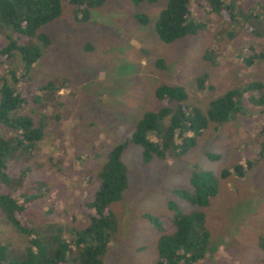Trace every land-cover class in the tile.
I'll use <instances>...</instances> for the list:
<instances>
[{"label": "rangeland", "instance_id": "rangeland-1", "mask_svg": "<svg viewBox=\"0 0 264 264\" xmlns=\"http://www.w3.org/2000/svg\"><path fill=\"white\" fill-rule=\"evenodd\" d=\"M229 1L243 19L210 18L203 31L169 45L154 31L162 1L106 0L90 11L86 23L76 22L72 8L61 4L59 17L41 28L48 44L40 46V59L23 86L36 95L25 110L33 118L42 117V138L29 154L12 156L6 165L7 192L37 196L29 217L36 229L43 226L44 234L49 226L67 233L82 228L81 215L107 153L130 138L143 114L163 106L154 98L155 89L180 86L184 105L205 114L213 98L256 82L261 92L243 93L240 113L221 125L208 124L186 153L170 152L145 165L134 145L121 154L126 189L109 206L116 229L103 264H155L157 239L174 231L169 201L183 213L204 216L208 245L194 264H264L259 248L264 241V158L240 178H220L222 170L230 171L264 150L259 147L264 106L249 103V98L264 95V63L242 65L246 55L264 48V0ZM198 77L205 79L204 92L194 86ZM47 83L60 89L39 91ZM192 170L210 172L217 181L216 195L206 208L191 207L171 194L190 190ZM48 208L51 215L42 217ZM24 240L0 211V243L19 256Z\"/></svg>", "mask_w": 264, "mask_h": 264}, {"label": "trees", "instance_id": "trees-1", "mask_svg": "<svg viewBox=\"0 0 264 264\" xmlns=\"http://www.w3.org/2000/svg\"><path fill=\"white\" fill-rule=\"evenodd\" d=\"M105 1L0 0V211L6 223L20 238L25 239L23 252L19 256H14L8 245L0 243V264H103L116 229L109 206L118 202L126 189V170L120 162L121 154L134 145L141 150L144 165L152 158L163 160L170 152H174V156L184 154L194 146L195 137L208 124L221 125L240 113L243 93L259 94L262 90L260 84L249 82L241 89H233L213 98L203 114L197 108L184 105L186 94L182 87H158L154 91V98L163 106L156 112L143 114L130 138L107 153L96 176L97 186L93 196L84 206L82 228L67 233L59 227L49 226L43 234V226L36 229L37 224L29 218L32 214L30 208L34 206L37 196L7 192L10 190L6 174L8 161L12 156L29 154L42 138V117L33 118L25 110L31 103L30 99L36 95L25 91L24 82L40 59V46L48 44V38L41 28L59 17L61 4L72 8L76 22L86 23L90 11L100 8ZM128 1L137 4L143 0ZM159 1L164 3V7L158 14L154 31L159 41L166 45L203 31L210 24V18L216 21L224 17L229 21L244 18L229 0H145L147 4ZM136 20L140 24L145 23L143 16L137 15ZM242 60V65L247 68L255 62L264 63V48L246 55ZM156 66L161 69V62L157 61ZM204 83V77L195 79L197 91L204 92ZM40 88L39 91L44 93H56L60 86L47 83ZM249 103L256 107L264 106V95L249 98ZM260 135L262 142L259 147H263L264 129ZM262 158L263 149L255 159L237 163L230 171L222 170L220 178H228L231 174L240 178ZM216 182L210 172L192 170L190 190H173L171 194L191 207L206 208L216 195ZM166 206L172 213L174 231L169 236L157 239L155 264H194L202 260L209 238L204 227V216L196 212L183 213L170 201ZM48 215H51L49 208L42 213V217ZM148 220L154 225L153 219ZM259 248L264 259V241L259 243Z\"/></svg>", "mask_w": 264, "mask_h": 264}]
</instances>
